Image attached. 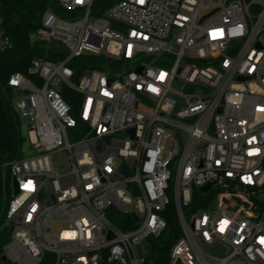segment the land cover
Instances as JSON below:
<instances>
[{
  "label": "built area",
  "instance_id": "obj_1",
  "mask_svg": "<svg viewBox=\"0 0 264 264\" xmlns=\"http://www.w3.org/2000/svg\"><path fill=\"white\" fill-rule=\"evenodd\" d=\"M59 2L71 16L44 13L30 39L45 54L9 80L29 146L0 264H144L171 203L167 264H264V0ZM83 55L108 70L78 75Z\"/></svg>",
  "mask_w": 264,
  "mask_h": 264
},
{
  "label": "trees",
  "instance_id": "obj_2",
  "mask_svg": "<svg viewBox=\"0 0 264 264\" xmlns=\"http://www.w3.org/2000/svg\"><path fill=\"white\" fill-rule=\"evenodd\" d=\"M0 7L5 19L7 33L14 41V47L0 53V249L7 242L10 235L7 212L12 198L13 175L10 163L24 153L26 137L22 132L23 123L14 105L15 92L9 84L10 77L15 73L28 74L32 60L44 55L46 48L43 42H32L30 34L42 27L44 13L52 10L58 14L70 17L59 0H0ZM67 56L58 42H54L49 49V58L57 60ZM103 55H83L73 58L69 64L76 73L82 74L87 69L108 70L104 64ZM118 65V64H117ZM217 190H214L213 196ZM193 208L205 207L200 199L208 197L200 189H194ZM200 203V204H199ZM127 219L130 225H125L121 218L116 224L124 229L135 227L132 216H120ZM167 227L159 236L149 237L147 240L148 254L144 264H167L171 248L179 238L182 228L175 203H171L165 212ZM44 263V264H51Z\"/></svg>",
  "mask_w": 264,
  "mask_h": 264
},
{
  "label": "rangeland",
  "instance_id": "obj_3",
  "mask_svg": "<svg viewBox=\"0 0 264 264\" xmlns=\"http://www.w3.org/2000/svg\"><path fill=\"white\" fill-rule=\"evenodd\" d=\"M59 16H61V17H63V18H67V16H65L64 14H59ZM18 99H19V97H16V98L14 99V102H16ZM25 121L28 122L27 119H25ZM22 132H23V134H24L25 137L28 135V127H27V125L23 124ZM28 146H29V145H28V141H27V137H26V143H25V145H24V150H27V149H28ZM223 198H224V197H221V196H219V194H218L217 196H215V197L213 198V204H217V203L219 204V203H221V202L223 201ZM8 223H9V222H8Z\"/></svg>",
  "mask_w": 264,
  "mask_h": 264
},
{
  "label": "water",
  "instance_id": "obj_4",
  "mask_svg": "<svg viewBox=\"0 0 264 264\" xmlns=\"http://www.w3.org/2000/svg\"><path fill=\"white\" fill-rule=\"evenodd\" d=\"M210 186H211V184L208 183V184L202 186V187H201V190H202L203 192H207L208 189L210 188ZM13 190H14V194H18V192H19V191H18V185H17V181H16L15 178L13 179ZM136 219H138V218H136ZM4 258H6V257L4 256Z\"/></svg>",
  "mask_w": 264,
  "mask_h": 264
},
{
  "label": "snow or ice",
  "instance_id": "obj_5",
  "mask_svg": "<svg viewBox=\"0 0 264 264\" xmlns=\"http://www.w3.org/2000/svg\"><path fill=\"white\" fill-rule=\"evenodd\" d=\"M162 76H163V74H162ZM162 76H161V78H162ZM25 187H30V184L29 185H25Z\"/></svg>",
  "mask_w": 264,
  "mask_h": 264
}]
</instances>
